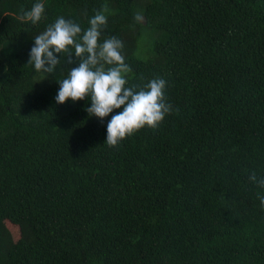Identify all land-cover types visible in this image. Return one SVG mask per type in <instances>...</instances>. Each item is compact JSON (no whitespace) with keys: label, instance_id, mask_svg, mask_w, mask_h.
Listing matches in <instances>:
<instances>
[{"label":"trees","instance_id":"16d2710c","mask_svg":"<svg viewBox=\"0 0 264 264\" xmlns=\"http://www.w3.org/2000/svg\"><path fill=\"white\" fill-rule=\"evenodd\" d=\"M34 2L0 0V264H264V0H43L22 21ZM101 10L128 86L162 77L172 105L117 146L111 114L54 99L74 53L27 63L58 16Z\"/></svg>","mask_w":264,"mask_h":264},{"label":"clouds","instance_id":"9594fccd","mask_svg":"<svg viewBox=\"0 0 264 264\" xmlns=\"http://www.w3.org/2000/svg\"><path fill=\"white\" fill-rule=\"evenodd\" d=\"M44 14L43 0H35L31 8L22 12L20 19L37 24ZM88 23L89 27L82 29L79 23L58 16L34 36L27 63L37 72L49 74L60 66L63 53H69V63L70 54L74 53L79 62L57 81L59 87L54 99L62 104L87 98L90 105L85 110L89 117L103 120L111 114L105 141L109 146H117L142 127L156 128L172 110V105L165 99L167 82L162 77H155L142 87L128 86L130 66L121 51L123 42L115 36L100 41L107 23L104 11H97ZM248 179L264 190V175L252 171ZM258 196L264 206V192Z\"/></svg>","mask_w":264,"mask_h":264},{"label":"rangeland","instance_id":"374dc122","mask_svg":"<svg viewBox=\"0 0 264 264\" xmlns=\"http://www.w3.org/2000/svg\"><path fill=\"white\" fill-rule=\"evenodd\" d=\"M147 43V42H146ZM149 44V43H148Z\"/></svg>","mask_w":264,"mask_h":264}]
</instances>
